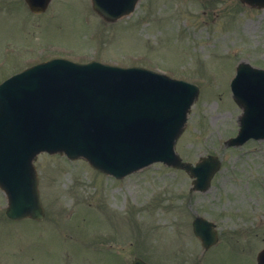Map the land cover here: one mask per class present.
<instances>
[{
    "label": "rangeland",
    "instance_id": "374dc122",
    "mask_svg": "<svg viewBox=\"0 0 264 264\" xmlns=\"http://www.w3.org/2000/svg\"><path fill=\"white\" fill-rule=\"evenodd\" d=\"M89 1L52 0L35 16L23 0H0V82L54 57L188 81L199 92L176 152L192 164L214 155L220 170L196 192L185 172L162 164L114 179L83 160L41 154V223H9L0 191V264H253L247 248L253 258L264 248V141L224 143L241 114L229 89L235 65L264 69V9L240 0H140L130 16L105 23ZM196 216L216 225L220 247L203 251L192 233Z\"/></svg>",
    "mask_w": 264,
    "mask_h": 264
},
{
    "label": "water",
    "instance_id": "95a60500",
    "mask_svg": "<svg viewBox=\"0 0 264 264\" xmlns=\"http://www.w3.org/2000/svg\"><path fill=\"white\" fill-rule=\"evenodd\" d=\"M137 1L92 0V5L106 21H115L132 12ZM27 2L41 12L49 0ZM242 2L264 7V0ZM232 89L244 109L240 137L246 132L264 136V71L240 65ZM196 94L195 86L147 70L96 62L53 60L11 78L0 86V188L8 196L6 215L42 217L32 167L41 151L83 157L94 169L119 178L162 161L184 168L196 177V188L205 190L215 159L192 167L173 153ZM210 227L194 222L205 248L214 242Z\"/></svg>",
    "mask_w": 264,
    "mask_h": 264
},
{
    "label": "flooded vegetation",
    "instance_id": "af4514ba",
    "mask_svg": "<svg viewBox=\"0 0 264 264\" xmlns=\"http://www.w3.org/2000/svg\"><path fill=\"white\" fill-rule=\"evenodd\" d=\"M248 231H251V232H252V230H251V229H249Z\"/></svg>",
    "mask_w": 264,
    "mask_h": 264
}]
</instances>
